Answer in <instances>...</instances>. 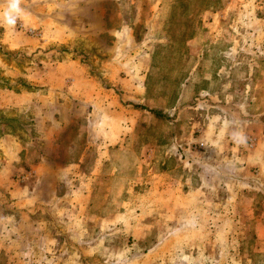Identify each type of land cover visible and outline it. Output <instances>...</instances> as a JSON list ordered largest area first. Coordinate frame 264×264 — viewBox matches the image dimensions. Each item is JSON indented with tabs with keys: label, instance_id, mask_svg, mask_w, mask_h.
I'll use <instances>...</instances> for the list:
<instances>
[{
	"label": "rangeland",
	"instance_id": "1",
	"mask_svg": "<svg viewBox=\"0 0 264 264\" xmlns=\"http://www.w3.org/2000/svg\"><path fill=\"white\" fill-rule=\"evenodd\" d=\"M21 8L15 26L0 24V264L264 260V0H21ZM111 25H125L121 37L96 36ZM115 39L128 82L112 87L119 112L84 102L61 135L69 148L46 150L54 169L31 173L35 150L15 156L8 146L12 134L33 149L43 142L34 118L39 98H53L40 90L52 75L39 71L71 53L84 77L98 76L93 55L110 43L119 51ZM103 114L123 118L116 130L126 136L104 157ZM183 184L189 196V186L201 189V203L178 197ZM36 190L35 208L16 203ZM185 229L201 230L186 240L211 252L186 253Z\"/></svg>",
	"mask_w": 264,
	"mask_h": 264
},
{
	"label": "crops",
	"instance_id": "2",
	"mask_svg": "<svg viewBox=\"0 0 264 264\" xmlns=\"http://www.w3.org/2000/svg\"><path fill=\"white\" fill-rule=\"evenodd\" d=\"M104 11H107V10H104ZM112 12L113 10L110 9V12L108 14ZM121 28L124 29L125 25L123 26H112L111 25V27L107 28L106 30H103V31L99 30L100 32L96 36H103L104 32L110 33L111 30H114L115 36L121 37V34H122L120 31ZM97 40H98L97 45H101V40L98 37H97ZM113 42L115 44L121 43V47H119L120 49L119 51H118V48L116 47L114 48L113 51H111L112 44L110 43L108 47L109 51L99 52L100 53L99 56L95 54L93 55L94 57L97 58V60L101 61V67H100L101 73H99L98 76L95 75L94 77L89 74V75H85L84 77V69L81 67L79 63H77L76 60H74L71 53L70 54L69 53H65V54L56 53L55 54L56 61L52 63L51 66L43 67V70L39 71V72H42L43 74L48 73L52 75V83L51 84L47 83V84L42 85L40 90H41V93L47 92L51 94L53 98L50 102L48 100H44L42 97L39 98L40 101L37 102V105L41 106V109L39 110V113H37L36 117L34 118L35 119L34 125H36L38 129L41 131L43 142H41V144L36 145L35 148L33 149L31 146L27 147L28 146L27 144L32 143V141L30 142L22 141L20 136L12 134V138L10 139L12 141V144L10 145V147L8 146L9 148L8 150H11V154L15 156L22 153V151L24 150H26V155H27L28 149L30 151L35 150V152L32 154H35V156L38 158V161L37 163L35 162L32 164L33 169L32 171H30L31 173L35 172L36 175L40 173H46V171L51 170V168L54 166L53 163H56L55 161L49 162L46 157L47 151H49L48 147L50 144L53 147V150L52 152L51 151L49 152H51L53 156H56V155L59 156V153H61L63 149L69 148V146L63 143L64 140L62 138L63 136L61 135L67 130V127L69 125H72L74 121L73 117L75 118V123L79 122V120H77L76 115L78 114L79 109L82 108V104L84 102H88V105H93L94 109L98 108L99 107L98 105H101L103 109L108 110L109 112H111V114H114L115 112L116 113L119 112L117 111V109L118 107H121V105L119 102H114L115 98L111 97L112 91L114 90L112 87H115V89H119V88L122 89L121 87H124V85L126 83L128 84V82H126L125 78L122 77L120 74L121 66L119 62H122L124 59V54H122L123 42H120L119 39H115V41ZM80 69L82 70V72L80 71ZM100 76H102L103 78H101ZM71 77H75L76 79L73 81ZM98 80H101L103 85L99 84ZM136 80L137 79H134V81ZM50 106L51 108H49ZM88 110H89L88 112H91L90 114L92 115L94 112L92 111L93 109L89 108ZM114 117L115 119H108L104 117V114H103L99 120L100 130L102 132L99 138L100 139L99 148L101 151L100 155L102 157L107 156L108 151L111 148H116V147L120 148L121 146H123L124 144L123 142L125 141V139H123L124 136L118 135L117 130H116L117 125H121L123 123L122 121L123 118H118L117 115H115ZM113 126H114L115 132L109 130V128H112ZM214 135L215 134L212 135L211 142L217 143V140L214 139L215 137ZM19 143H22V147H21V144ZM17 145H20V148H17ZM16 149H19V150H16ZM245 158H246V162H243V164L246 163V165H243V166L245 168H249V165H252L250 162L251 160L249 157H245ZM259 164H262L260 160H259ZM52 169H54V167ZM167 171H169V169H167ZM172 187H171V193L169 195L170 197H172L173 193L175 192L173 191ZM189 187L191 188V190H193V193L191 194V196H189L186 193L184 194L183 190L185 188V184H183L182 187L179 189L178 197L183 198L184 202L194 201L197 203H201L200 201L201 196L198 197L199 192L201 194V189L197 186L195 187L189 186ZM169 189L170 188L168 187L166 192H168ZM35 194L31 191H27V193H25L23 197L21 195L17 199L16 203L22 201L24 203V206L27 205L28 211H30L31 210L30 208H35L36 206V197L38 194L37 190ZM42 200H44L45 204H47L46 202L47 198L43 197ZM42 200H41V203H44ZM3 215H6V212ZM210 215L211 214H206V216L202 218L203 221H205L206 219H209V217H211ZM222 216L228 217L232 215H230L229 213V214H223ZM7 220H11V219H7ZM257 220H259V224H258L259 227L257 228V236L261 240H264V215L257 217ZM197 229H191V230L185 229L179 233V235H181L180 237H184L185 239L183 240L185 243V245L183 246H184V249H186V253L188 252L193 253L195 251L211 252V250L206 249L207 246H204V248L200 246L198 247L191 246V242L186 240V238L188 237L198 236L202 233L201 230H197ZM207 229L212 230L211 228H207ZM216 234L220 235L218 231ZM43 248L44 249L47 248L46 251H52V252L58 251L57 248L49 247V246L47 247L38 246V248H35V251L38 253V249L43 251ZM161 249H164L167 251V250L173 249V246L165 245ZM192 249H194V251H192ZM14 251H18V250H14ZM246 251L248 250L246 249ZM250 251H253V250H250ZM259 251L264 252V242L260 245ZM40 253L42 254L40 257L41 262H42L43 253L42 252ZM156 258L157 257H155L154 259L152 258L153 259L152 262H154ZM55 261L56 259H53V264L55 263L59 264L58 261L57 262ZM211 262L214 263V260H212ZM255 262L249 258H246L245 264H264V260H261L260 262L259 261L258 262L255 261ZM148 263H150V261ZM203 263L204 262L200 261V264H203ZM130 264H139V262L135 261ZM214 264H221V262H215ZM228 264H232V263L228 262Z\"/></svg>",
	"mask_w": 264,
	"mask_h": 264
},
{
	"label": "clouds",
	"instance_id": "3",
	"mask_svg": "<svg viewBox=\"0 0 264 264\" xmlns=\"http://www.w3.org/2000/svg\"><path fill=\"white\" fill-rule=\"evenodd\" d=\"M23 15L21 0H7V6L0 11V24L15 26Z\"/></svg>",
	"mask_w": 264,
	"mask_h": 264
}]
</instances>
